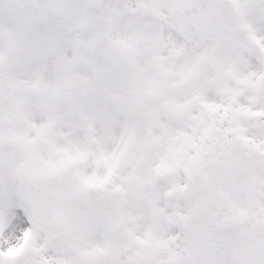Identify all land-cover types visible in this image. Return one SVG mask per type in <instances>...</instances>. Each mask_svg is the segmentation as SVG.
<instances>
[{"label": "snow or ice", "instance_id": "obj_1", "mask_svg": "<svg viewBox=\"0 0 264 264\" xmlns=\"http://www.w3.org/2000/svg\"><path fill=\"white\" fill-rule=\"evenodd\" d=\"M0 264H264V0H0Z\"/></svg>", "mask_w": 264, "mask_h": 264}]
</instances>
